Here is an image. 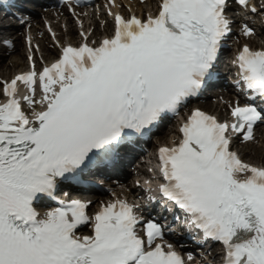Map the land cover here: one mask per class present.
Wrapping results in <instances>:
<instances>
[{
  "label": "snow or ice",
  "instance_id": "obj_1",
  "mask_svg": "<svg viewBox=\"0 0 264 264\" xmlns=\"http://www.w3.org/2000/svg\"><path fill=\"white\" fill-rule=\"evenodd\" d=\"M248 7L249 0H235ZM228 0H161L158 15L141 20L116 16L112 38L99 47H67L38 75L30 72L4 85L0 104V264H184L157 244L158 224L136 233L138 218L123 201L102 206L94 217L80 200L41 215V196L54 198L58 178L86 167L102 151L132 133H143L167 113H178L196 96L230 31ZM256 11L255 8L252 9ZM245 35L252 31L247 26ZM249 103L231 109V125L196 110L183 140L160 150L167 181L163 194L191 214L206 236L225 245L226 264H264V168L230 151L226 133L253 139L264 122V51L247 46L239 56ZM17 81L42 110L30 119L16 98ZM237 87H241L240 81ZM250 173L240 180L238 174ZM92 224L93 234L76 235Z\"/></svg>",
  "mask_w": 264,
  "mask_h": 264
},
{
  "label": "bare ground",
  "instance_id": "obj_2",
  "mask_svg": "<svg viewBox=\"0 0 264 264\" xmlns=\"http://www.w3.org/2000/svg\"><path fill=\"white\" fill-rule=\"evenodd\" d=\"M153 1V0H152ZM137 8L139 9V10H141V8H142V5H139V4H137ZM105 16L107 15L106 13L104 14ZM49 19L50 20H52L51 21V25H52V27L55 29V31H56V34H57V38H58V40L60 41V42H63V37H62V35L61 34H58L57 33V31H58V29H59V24H57V23H55V22H53V20H55V18L53 19V16L52 15H50L49 14ZM106 21H107V23L109 24V22H110V19L106 16ZM66 21V20H65ZM67 23H68V25H70L69 26V28L71 29L70 31H71V35L73 36V35H75L78 31L76 30V29H74V27H72V24H71V21L70 20H68V21H66ZM3 20L2 19H0V26H2L3 24ZM92 23V22H91ZM243 23H245V24H248V20H246V18H245V20H243ZM60 30V29H59ZM37 32L39 33V34H42V35H44L45 36V38H46V40L45 41H43V43H42V45L45 47V49L49 52V54H48V56L47 57H50L51 55H53V50H50L49 49V47L47 48V45H46V42H48L49 41V38H48V36H47V33H46V31H45V27L44 26H42V25H40L38 28H37ZM33 37H35V35L33 36ZM73 40H76V38H74ZM18 56H15V57H13L11 60H12V65H10V67L7 65V64H2V65H0V78L2 79H11V78H13L14 76H16L17 75V73L18 72H25L28 68V66H29V64L27 63V59H24L22 56V54H20V53H22V48L21 47H19L18 48ZM20 51V52H19ZM19 56H21V57H19ZM0 86H1V81H0ZM196 106H199V107H203V108H205V109H209V110H211V111H214L215 110V113H219V115H223L222 113H221V109L219 110L220 112H218V108H215V107H213L211 104H198V105H196ZM223 109V108H222ZM223 111H227V109H224ZM260 134H262V133H260ZM161 140V139H160ZM163 140H165V137L163 138ZM251 150H253V149H251ZM262 153H264V150L263 149H256V159L258 158V159H260L261 158V155L260 154H262Z\"/></svg>",
  "mask_w": 264,
  "mask_h": 264
},
{
  "label": "rangeland",
  "instance_id": "obj_3",
  "mask_svg": "<svg viewBox=\"0 0 264 264\" xmlns=\"http://www.w3.org/2000/svg\"><path fill=\"white\" fill-rule=\"evenodd\" d=\"M123 3V9L127 12H132V11H137V13H139V11L136 9V2H134V0H121ZM151 6L148 7V5L143 6L141 13H144L148 10H150L153 7V4H150ZM64 27H61V31L60 32H65V29H63ZM100 33H102V30L99 31ZM75 37L77 38V34H75ZM65 38V37H64ZM68 38V37H67ZM66 39V38H65ZM18 56V55H17ZM21 57V56H19ZM25 58V57H23ZM12 60H9L7 62V65L10 67V65H12ZM215 111V110H214ZM218 112L219 109H218ZM221 113H223L221 111ZM219 115V113H217ZM262 138H260V134H259V139L255 142H253L252 144H250L249 146L246 147H242L241 148V152L243 153L245 160L247 162L253 163V164H261L264 165V153L260 154L261 158L260 159H256V149H263L264 150V137L261 135ZM253 149V150H251Z\"/></svg>",
  "mask_w": 264,
  "mask_h": 264
}]
</instances>
